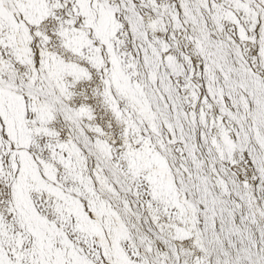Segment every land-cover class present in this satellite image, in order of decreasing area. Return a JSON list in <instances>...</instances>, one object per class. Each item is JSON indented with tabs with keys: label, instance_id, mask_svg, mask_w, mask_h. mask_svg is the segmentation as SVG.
I'll list each match as a JSON object with an SVG mask.
<instances>
[{
	"label": "snow or ice",
	"instance_id": "6c2138e0",
	"mask_svg": "<svg viewBox=\"0 0 264 264\" xmlns=\"http://www.w3.org/2000/svg\"><path fill=\"white\" fill-rule=\"evenodd\" d=\"M0 264H264V0H0Z\"/></svg>",
	"mask_w": 264,
	"mask_h": 264
}]
</instances>
